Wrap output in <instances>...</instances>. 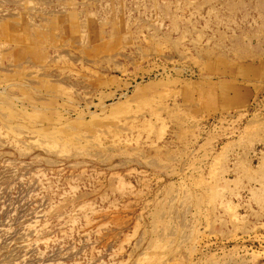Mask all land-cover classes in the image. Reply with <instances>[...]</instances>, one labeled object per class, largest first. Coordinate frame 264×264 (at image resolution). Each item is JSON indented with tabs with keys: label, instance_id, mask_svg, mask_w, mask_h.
Wrapping results in <instances>:
<instances>
[{
	"label": "rangeland",
	"instance_id": "374dc122",
	"mask_svg": "<svg viewBox=\"0 0 264 264\" xmlns=\"http://www.w3.org/2000/svg\"><path fill=\"white\" fill-rule=\"evenodd\" d=\"M0 264H264V0H0Z\"/></svg>",
	"mask_w": 264,
	"mask_h": 264
}]
</instances>
